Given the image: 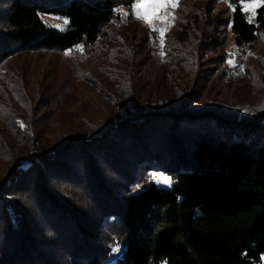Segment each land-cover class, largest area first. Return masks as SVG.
Returning <instances> with one entry per match:
<instances>
[{"label": "trees", "instance_id": "trees-1", "mask_svg": "<svg viewBox=\"0 0 264 264\" xmlns=\"http://www.w3.org/2000/svg\"><path fill=\"white\" fill-rule=\"evenodd\" d=\"M136 1L0 0V264H264L263 106L128 94L115 120L46 130L63 89L48 102L56 80L27 87L16 57L91 46ZM244 1L227 0L239 51L264 30V0L253 19Z\"/></svg>", "mask_w": 264, "mask_h": 264}, {"label": "rangeland", "instance_id": "rangeland-1", "mask_svg": "<svg viewBox=\"0 0 264 264\" xmlns=\"http://www.w3.org/2000/svg\"><path fill=\"white\" fill-rule=\"evenodd\" d=\"M251 2L245 0L242 7L253 19L261 0L254 10H245ZM165 11L170 14L168 21L154 20L150 26L137 19L132 9L136 19L122 26L112 23L95 44L79 46L67 55L17 56V64L31 74L27 87L31 88V81L56 80L44 95L48 102L51 92L63 89L65 101L53 98L56 116L45 124L46 130L62 131L71 125L67 133L83 134L101 120H115L128 94L136 104L149 107L175 101L192 89L190 105L194 102L195 108L210 102L264 107V30L251 48L239 51L233 47L227 23L231 14L227 0H176V6L169 5ZM41 19L60 30L67 25L64 18L41 15ZM229 64L236 65L230 69L233 76L225 68ZM153 177L161 181L166 176L161 172ZM115 249L107 264H113L119 254Z\"/></svg>", "mask_w": 264, "mask_h": 264}, {"label": "snow or ice", "instance_id": "snow-or-ice-1", "mask_svg": "<svg viewBox=\"0 0 264 264\" xmlns=\"http://www.w3.org/2000/svg\"><path fill=\"white\" fill-rule=\"evenodd\" d=\"M258 0H252L250 4H246L245 10L252 9L257 6ZM171 5L172 7L176 6V0H137V3L133 5V11L137 19L143 20L145 23L150 26L153 24L154 20H162L167 22L169 19V13L165 10ZM127 15V13H123ZM67 23V21H65ZM161 36L164 34V29H160ZM70 54V53H65ZM231 63V61H229ZM23 126V125H21ZM156 178V177H154ZM162 182L169 183L167 177H160ZM116 249H114L115 251ZM264 259V257H262Z\"/></svg>", "mask_w": 264, "mask_h": 264}]
</instances>
